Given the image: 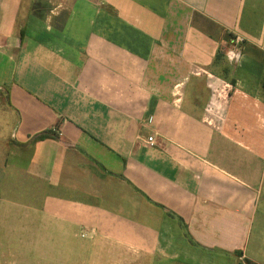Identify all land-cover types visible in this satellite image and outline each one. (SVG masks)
I'll return each mask as SVG.
<instances>
[{
    "label": "crops",
    "instance_id": "crops-1",
    "mask_svg": "<svg viewBox=\"0 0 264 264\" xmlns=\"http://www.w3.org/2000/svg\"><path fill=\"white\" fill-rule=\"evenodd\" d=\"M263 178L264 0H0L8 263L264 264Z\"/></svg>",
    "mask_w": 264,
    "mask_h": 264
},
{
    "label": "rangeland",
    "instance_id": "rangeland-1",
    "mask_svg": "<svg viewBox=\"0 0 264 264\" xmlns=\"http://www.w3.org/2000/svg\"><path fill=\"white\" fill-rule=\"evenodd\" d=\"M260 191H261L260 198L256 205L254 218L251 226V240L253 242V248L256 246L259 248L258 254L261 257L264 255V178L261 184ZM11 255L12 254L10 253L0 254V264H11L8 263L7 260L4 258L6 256L11 257ZM15 256H17L18 260H20L21 258L20 253H16ZM260 260H262V258H260Z\"/></svg>",
    "mask_w": 264,
    "mask_h": 264
},
{
    "label": "built area",
    "instance_id": "built-area-1",
    "mask_svg": "<svg viewBox=\"0 0 264 264\" xmlns=\"http://www.w3.org/2000/svg\"><path fill=\"white\" fill-rule=\"evenodd\" d=\"M242 39L236 37L233 42L231 47L225 52V58L226 60L231 63V64H235L240 60V57L242 55ZM146 142L148 143V145L152 146L153 143V138L149 137ZM82 237H85L86 234L82 233L81 234Z\"/></svg>",
    "mask_w": 264,
    "mask_h": 264
},
{
    "label": "trees",
    "instance_id": "trees-1",
    "mask_svg": "<svg viewBox=\"0 0 264 264\" xmlns=\"http://www.w3.org/2000/svg\"><path fill=\"white\" fill-rule=\"evenodd\" d=\"M52 134L50 132H42L36 136H34L31 141H37V140H41L47 137H50Z\"/></svg>",
    "mask_w": 264,
    "mask_h": 264
}]
</instances>
